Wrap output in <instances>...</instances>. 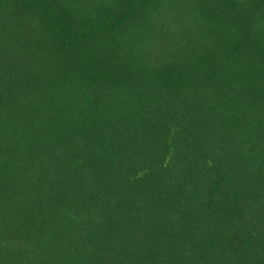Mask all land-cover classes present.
Listing matches in <instances>:
<instances>
[{
    "label": "trees",
    "instance_id": "trees-1",
    "mask_svg": "<svg viewBox=\"0 0 264 264\" xmlns=\"http://www.w3.org/2000/svg\"><path fill=\"white\" fill-rule=\"evenodd\" d=\"M0 264H264V0H0Z\"/></svg>",
    "mask_w": 264,
    "mask_h": 264
}]
</instances>
